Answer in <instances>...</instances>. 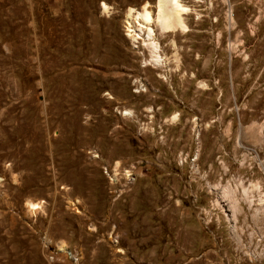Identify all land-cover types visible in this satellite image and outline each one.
<instances>
[{
	"label": "rangeland",
	"instance_id": "1",
	"mask_svg": "<svg viewBox=\"0 0 264 264\" xmlns=\"http://www.w3.org/2000/svg\"><path fill=\"white\" fill-rule=\"evenodd\" d=\"M181 1L0 0V264H264V0Z\"/></svg>",
	"mask_w": 264,
	"mask_h": 264
},
{
	"label": "bare ground",
	"instance_id": "2",
	"mask_svg": "<svg viewBox=\"0 0 264 264\" xmlns=\"http://www.w3.org/2000/svg\"><path fill=\"white\" fill-rule=\"evenodd\" d=\"M157 15H156V22L158 25L161 26L162 29H187V24L185 21V15L188 13V7L185 6L181 0H158L157 3ZM131 12L128 13V29L131 32L134 20L131 18ZM135 20L138 23H141V20L144 21V23L151 22L154 20L152 11L149 10L147 7H144L142 11H138L135 15ZM135 30H142V28L138 29L137 27L134 28ZM153 30L149 29V35H152L151 33ZM152 46L153 50V57L157 62H159V55L155 52H157L158 45L155 43L150 44ZM155 53V54H154Z\"/></svg>",
	"mask_w": 264,
	"mask_h": 264
}]
</instances>
